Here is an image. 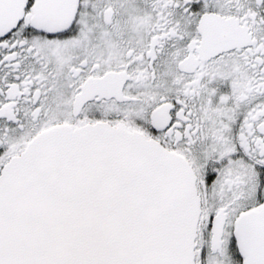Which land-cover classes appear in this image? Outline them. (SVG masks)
Here are the masks:
<instances>
[{
	"label": "snow or ice",
	"instance_id": "obj_1",
	"mask_svg": "<svg viewBox=\"0 0 264 264\" xmlns=\"http://www.w3.org/2000/svg\"><path fill=\"white\" fill-rule=\"evenodd\" d=\"M0 264H264V0H0Z\"/></svg>",
	"mask_w": 264,
	"mask_h": 264
}]
</instances>
